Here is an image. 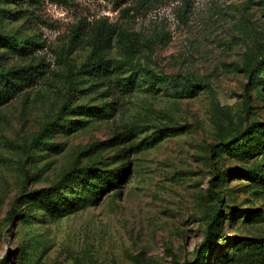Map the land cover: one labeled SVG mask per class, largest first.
I'll use <instances>...</instances> for the list:
<instances>
[{"label":"rangeland","instance_id":"rangeland-1","mask_svg":"<svg viewBox=\"0 0 264 264\" xmlns=\"http://www.w3.org/2000/svg\"><path fill=\"white\" fill-rule=\"evenodd\" d=\"M3 10L0 34L36 46L1 48L0 75L31 65L40 74L0 106V264H194L217 200L231 240L219 237L206 264H264L263 253L233 247L264 238V190L235 173L262 161L217 153L223 138L264 124V87L242 71L264 55V0H40ZM100 23L133 35L136 50L114 38L103 54L108 81L78 76L69 97ZM131 62L204 87L190 98L145 84L125 94L117 81ZM69 99L110 115L65 117L85 125L35 143ZM85 166L129 170L96 205L62 213L34 199ZM248 209L262 217L226 219Z\"/></svg>","mask_w":264,"mask_h":264},{"label":"trees","instance_id":"trees-1","mask_svg":"<svg viewBox=\"0 0 264 264\" xmlns=\"http://www.w3.org/2000/svg\"><path fill=\"white\" fill-rule=\"evenodd\" d=\"M39 3L40 0H0V13H7V11L3 10V5H15L21 8L24 5L34 6ZM96 30V33L91 37L94 38V41L92 45L93 50L89 58L77 70L74 78L70 80L69 97H72V91H74L78 76H89L94 81H108L109 75L112 74L110 70L112 64L104 58L103 54L109 48L114 38L118 36L124 38L129 49L131 51L136 50L138 39L134 38L133 35L119 33L116 29L108 27L105 23L97 25ZM35 46L36 44L29 39L22 40L0 34V49L6 47L21 55H28L33 51ZM39 67L40 65H31L1 74L0 106L19 93L25 85L33 82L38 77L37 75L40 74L38 71ZM125 67L130 72V75L117 81L121 86L122 92L125 94L131 93L136 85L145 84L152 91L165 90L178 98H190L204 87L201 82L181 76L166 75L137 63L131 62ZM242 71L247 75L253 87H264V55L261 58H254L246 62L242 67ZM72 115L90 119L92 117H108L110 112L109 110L103 111L102 108L98 107L75 106L69 99L58 112L57 118L53 122L46 124L39 132L35 138V143L45 147L47 146L46 141L53 139L57 134L61 132L69 133L85 125L84 121L78 122L70 118L64 119ZM162 137V132H159L154 137L152 145L159 142ZM211 153L214 155L215 151L212 150ZM217 153L219 156H235L243 162L260 158L261 163L256 164L251 169L242 168L235 173L248 178L253 186L261 187L264 190V124H254L245 130H241L230 140L223 138ZM128 170V168H119L112 171H98L91 166H85L78 171L72 169L64 174L56 185L36 194L34 199L49 210L62 213L81 209L85 206L96 205L103 193L121 186L122 180L125 178ZM211 192L213 196H216L213 188ZM216 202L212 219L207 223L206 241L203 249L197 253L194 264L208 263L206 260L211 255L212 246L220 244L217 242L219 237H225V241L231 240L221 235V227L225 218L220 214L222 201L217 200ZM239 215H243L244 220L251 221L262 217L258 215V210L248 209L241 212L234 211L232 218L228 217L226 219H237ZM237 240L238 243L233 247L244 245L247 248H252L264 254V238Z\"/></svg>","mask_w":264,"mask_h":264}]
</instances>
